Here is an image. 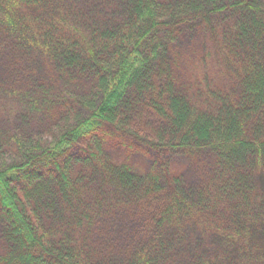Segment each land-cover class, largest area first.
<instances>
[{
    "label": "trees",
    "instance_id": "trees-1",
    "mask_svg": "<svg viewBox=\"0 0 264 264\" xmlns=\"http://www.w3.org/2000/svg\"><path fill=\"white\" fill-rule=\"evenodd\" d=\"M262 180L264 0H0V264H256Z\"/></svg>",
    "mask_w": 264,
    "mask_h": 264
},
{
    "label": "rangeland",
    "instance_id": "rangeland-1",
    "mask_svg": "<svg viewBox=\"0 0 264 264\" xmlns=\"http://www.w3.org/2000/svg\"><path fill=\"white\" fill-rule=\"evenodd\" d=\"M211 48V42L205 39H201L194 44L193 48L190 50V53H188V69L186 70V72L184 71L183 75L184 77L189 79V82L196 83L197 85L201 86L205 82V78H208L215 84L217 83V80L222 86L224 85V82L220 80V77L218 76L216 69L213 66L214 62L212 58L206 56V58L202 60V58L207 55V53L211 52ZM202 78H204V80H202ZM7 112L8 116L11 117L13 113L12 106L7 107ZM261 182L264 189V180H262ZM260 240L262 253L259 258L260 261H258L256 264H264V237L260 238ZM201 244L202 246L198 249V251H194L192 247L190 248L191 255H196L200 250H214L212 244H210V242L205 239L201 242ZM207 257L208 252L207 256L206 254L203 255V258H205L204 260H206Z\"/></svg>",
    "mask_w": 264,
    "mask_h": 264
}]
</instances>
